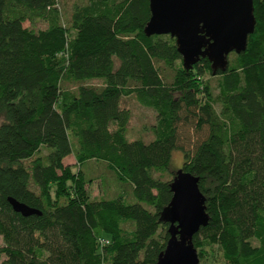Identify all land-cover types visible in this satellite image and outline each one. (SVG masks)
I'll return each instance as SVG.
<instances>
[{
  "label": "trees",
  "instance_id": "16d2710c",
  "mask_svg": "<svg viewBox=\"0 0 264 264\" xmlns=\"http://www.w3.org/2000/svg\"><path fill=\"white\" fill-rule=\"evenodd\" d=\"M253 9L245 51L213 74L206 59L186 71L169 36L145 35L149 0H82L68 17L59 0H0L2 264H156L174 152L205 197L196 251L264 264V0ZM128 99L154 114L148 142L127 138ZM91 163L116 195L90 199Z\"/></svg>",
  "mask_w": 264,
  "mask_h": 264
},
{
  "label": "water",
  "instance_id": "95a60500",
  "mask_svg": "<svg viewBox=\"0 0 264 264\" xmlns=\"http://www.w3.org/2000/svg\"><path fill=\"white\" fill-rule=\"evenodd\" d=\"M149 11L145 35L174 39L186 71L206 59L213 74L224 72L229 55L245 51L255 27L253 0H149ZM169 186L172 197L161 214L169 239L156 264H199L193 237L208 222L205 197L198 179L182 169ZM10 203L25 217L36 214L13 199Z\"/></svg>",
  "mask_w": 264,
  "mask_h": 264
},
{
  "label": "rangeland",
  "instance_id": "374dc122",
  "mask_svg": "<svg viewBox=\"0 0 264 264\" xmlns=\"http://www.w3.org/2000/svg\"><path fill=\"white\" fill-rule=\"evenodd\" d=\"M60 6L64 14L68 17L71 15L73 8L76 4L80 3L82 0H59ZM26 27L30 26L29 23L25 25ZM41 27L42 24H39ZM168 77L171 78V72L168 73ZM204 80L208 81L209 77H204ZM93 85H101V82L95 81L90 82ZM213 94L216 95L215 90V81L212 79L210 81ZM124 106L129 107L131 110L132 118L128 125L127 135L130 140L142 139L148 142L152 135L149 131V128L154 123V114L150 110L142 109L139 107L133 99H128ZM218 110V107H216ZM3 120L0 118V125ZM183 163V155L179 152H174L171 159V165L169 166L168 172L165 174L164 179L170 180L171 174L181 169ZM65 164L71 166L74 172H77L79 167L76 164V161L73 157H69ZM93 179V182L88 185L87 191L90 199L101 200L103 198H110L116 195L119 192V188L121 187L116 181L112 173H110L106 166L102 163H91L90 166L87 167L89 169ZM126 191H129L128 187L122 188ZM0 244L2 241L0 239ZM197 256L199 260V264H227L220 251L213 246L204 245L200 249L197 250ZM5 260V256L0 257V264Z\"/></svg>",
  "mask_w": 264,
  "mask_h": 264
},
{
  "label": "built area",
  "instance_id": "2783aa9c",
  "mask_svg": "<svg viewBox=\"0 0 264 264\" xmlns=\"http://www.w3.org/2000/svg\"><path fill=\"white\" fill-rule=\"evenodd\" d=\"M106 244H107V241H106Z\"/></svg>",
  "mask_w": 264,
  "mask_h": 264
}]
</instances>
